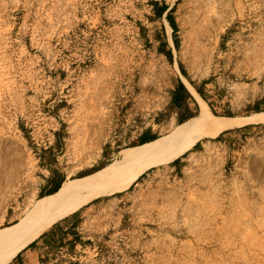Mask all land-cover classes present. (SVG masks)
Returning <instances> with one entry per match:
<instances>
[{"label":"rangeland","instance_id":"rangeland-1","mask_svg":"<svg viewBox=\"0 0 264 264\" xmlns=\"http://www.w3.org/2000/svg\"><path fill=\"white\" fill-rule=\"evenodd\" d=\"M154 1L173 7L177 49ZM178 78L206 81L216 116L264 110V0H0V230L51 170L62 187L145 131L168 135ZM56 223L29 264H264V123L201 139Z\"/></svg>","mask_w":264,"mask_h":264},{"label":"bare ground","instance_id":"bare-ground-1","mask_svg":"<svg viewBox=\"0 0 264 264\" xmlns=\"http://www.w3.org/2000/svg\"><path fill=\"white\" fill-rule=\"evenodd\" d=\"M168 29L170 31V27ZM186 84L198 102L196 117L175 125L164 137L122 149L118 159L100 170L72 178L54 194L39 198L24 218L0 230V264L11 263L20 251L56 222L98 197L127 190L143 172L155 165L173 162L201 139L216 137L223 131L245 124L264 123V111L248 116H216L191 84Z\"/></svg>","mask_w":264,"mask_h":264},{"label":"trees","instance_id":"trees-1","mask_svg":"<svg viewBox=\"0 0 264 264\" xmlns=\"http://www.w3.org/2000/svg\"><path fill=\"white\" fill-rule=\"evenodd\" d=\"M152 4H153V7H154V13L158 17H162L164 15L165 18L167 19L168 24H169V26L172 29L173 47L175 49H177L178 48V39H177V36H176L177 26H176V23L174 22V19H173V16H172L173 7L169 9L168 6H166L164 4L158 5V3L155 2V1ZM157 49H158V51L160 53L164 54L169 61H172V59H173L172 47L169 46V43H168L167 39L161 40V42L159 44V47ZM178 66L181 69V72L183 73V75L186 76L185 73H184V71H183V69H182V65L180 63H178ZM188 81L191 83V86L200 95V97L204 101H207V98H206V95H205L204 89H203V85L206 83V81H202L198 85L194 81H191L190 79H188ZM170 100H171V105L174 106V108L182 109V110L188 112V114H189V109H188L187 102L189 100H192L197 105L196 101L194 100L193 96L191 95V92L189 91V89L187 88V86L185 85V83L183 82V80L181 78H178L177 79L176 86H175L174 90L171 93ZM197 107H198V105H197ZM254 110L256 112L264 111V110H260L259 107H257V106L254 107ZM256 112H254V113H256ZM197 115H198V113L196 115H194V116H193V114H191L190 116H192V117H190V119L196 117ZM222 115L228 116V117H233V115L231 113H229V112L223 113ZM190 119H188V120H190ZM188 120H186V121H188ZM186 121H184V122H186ZM184 122H182V119H179V123L180 124H182ZM180 124H176V125H180ZM246 126H244V128ZM145 135H147V136L145 137ZM157 137H158V135L156 133H154V132H152L150 130L149 131H145V132H143L139 136L138 140L135 143H133L131 146H136V145H140V144L145 143V142H149L151 140L156 139ZM198 144H199V142H197L193 146V148H195L196 146H198ZM56 145H58V140L57 139H56V142H55V146ZM55 146L52 145V146L48 147L47 150H45L42 153L43 156H46L48 153H50ZM178 160H179V158L178 159H175L173 161V163H176ZM105 165L106 164H103V165L98 166L96 169H94L93 171H91L90 174H92V173L100 170ZM47 166H51V164L48 163ZM84 175L85 174L81 173V174L78 175V177H84ZM85 176H87V175H85ZM63 181H65V176H64L63 173H61L60 171H57V170H51L50 176L47 179V186L44 188L43 192L40 194V197H43V196H46V195H50V194H54L60 188V186L63 183ZM55 224H57V223H55ZM44 234H45V232L38 239H36L32 243H30L25 249L33 247L34 244H35V242L37 240L41 239L44 236ZM25 249H23L22 251H20L18 253V255L14 259H17L20 256V254ZM14 259H13V261H14Z\"/></svg>","mask_w":264,"mask_h":264},{"label":"crops","instance_id":"crops-1","mask_svg":"<svg viewBox=\"0 0 264 264\" xmlns=\"http://www.w3.org/2000/svg\"><path fill=\"white\" fill-rule=\"evenodd\" d=\"M170 46V45H169ZM191 95L193 96L194 100H196V98L194 97V95L191 93ZM197 103V101H196ZM187 105H188V109H189V114L188 112L182 110V109H179V111L176 112V114L178 115L176 117V120L177 122H179V119H182V122L187 120L188 118L192 117L190 116L191 114L194 113V111L192 110L191 106H190V103L189 101L187 102ZM199 113V112H198ZM71 222L65 224L64 228L63 229H67L69 226H71ZM63 234V233H62ZM66 235H68V233H66ZM55 236H57V234H54V233H49L48 235H44L40 240H45V242L47 243V241L50 239V238H55ZM57 238V237H56ZM60 240V239H59ZM57 240V241H59ZM65 239H63L64 241ZM46 248V245L45 247ZM29 248L25 249L21 254L20 256L17 258V259H14V261L12 263H15V264H29L30 262V257H32L34 254L33 252L31 251H28Z\"/></svg>","mask_w":264,"mask_h":264}]
</instances>
